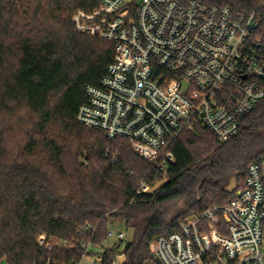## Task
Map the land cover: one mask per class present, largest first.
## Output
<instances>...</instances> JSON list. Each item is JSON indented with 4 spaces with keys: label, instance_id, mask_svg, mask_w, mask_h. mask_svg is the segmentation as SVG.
Listing matches in <instances>:
<instances>
[{
    "label": "trees",
    "instance_id": "obj_1",
    "mask_svg": "<svg viewBox=\"0 0 264 264\" xmlns=\"http://www.w3.org/2000/svg\"><path fill=\"white\" fill-rule=\"evenodd\" d=\"M199 1L237 15L261 3ZM99 4L0 0V264H73L88 245L100 250L102 264L117 262L120 251L124 264L154 262L151 244L159 235L189 214L229 203L249 165L264 157V101L227 141L206 128L184 130L166 174L127 139L80 124L85 87L100 85L116 53L114 42L78 28V12ZM258 13L264 37V7ZM164 178L152 194L141 191ZM180 201L182 209L168 219L167 206ZM115 219L135 227L134 240L104 249ZM43 233L49 248L37 242Z\"/></svg>",
    "mask_w": 264,
    "mask_h": 264
},
{
    "label": "built area",
    "instance_id": "obj_2",
    "mask_svg": "<svg viewBox=\"0 0 264 264\" xmlns=\"http://www.w3.org/2000/svg\"><path fill=\"white\" fill-rule=\"evenodd\" d=\"M99 2L92 13L78 12V28L114 42L116 53L100 85L85 87L87 101L76 119L109 139H127L145 159L160 154L163 174L184 130L206 128L227 141L264 101V37L258 33L264 0L238 15L199 0ZM147 188L143 183L141 191ZM114 236L128 238L109 229ZM37 242L51 247L45 233ZM91 250L88 245L73 264H102L101 253ZM151 251L155 261L146 264H264V157L249 165L233 200L180 219Z\"/></svg>",
    "mask_w": 264,
    "mask_h": 264
},
{
    "label": "rangeland",
    "instance_id": "obj_3",
    "mask_svg": "<svg viewBox=\"0 0 264 264\" xmlns=\"http://www.w3.org/2000/svg\"><path fill=\"white\" fill-rule=\"evenodd\" d=\"M135 149V148H134ZM136 150V149H135ZM137 151V150H136ZM140 154V153H139ZM141 155V154H140ZM160 157V154H157L156 155H151V157L149 159H146L147 161H150V162H153L156 164V161L157 159ZM144 158V157H143ZM145 159V158H144ZM150 186H148L147 189H149ZM215 205H225V204H215ZM213 206V205H212ZM183 207V202H172L171 204H169L167 206V210H168V214H167V218L169 219L170 216L173 217L176 213L180 212V210L182 209ZM109 228L110 229H113L115 232L117 231H122V232H125L128 234V226L126 225L125 221L124 220H112L110 222V225H109ZM120 241L118 240V238L116 236L114 237H110L107 242L104 244L103 248L104 249H107V248H110L111 246L113 245H116L117 243H119ZM125 243L126 242H123L121 244V248H123L125 246ZM93 248V247H92ZM94 249V248H93ZM95 251H100V250H95ZM122 253L121 251L119 252V258L120 257H123L125 255H122L120 254Z\"/></svg>",
    "mask_w": 264,
    "mask_h": 264
},
{
    "label": "water",
    "instance_id": "obj_4",
    "mask_svg": "<svg viewBox=\"0 0 264 264\" xmlns=\"http://www.w3.org/2000/svg\"><path fill=\"white\" fill-rule=\"evenodd\" d=\"M167 179L164 178L160 181H158L155 185H153L152 187H150L148 190H147V193L148 194H152L153 192H155L157 189L161 188L163 186L164 183H166ZM134 236H135V227H129L128 228V240L130 242H132L134 240ZM126 260V257L123 256V257H120L118 259V262L117 264H124Z\"/></svg>",
    "mask_w": 264,
    "mask_h": 264
}]
</instances>
